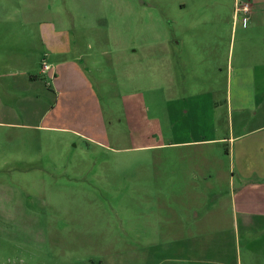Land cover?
Masks as SVG:
<instances>
[{"label": "rangeland", "instance_id": "rangeland-1", "mask_svg": "<svg viewBox=\"0 0 264 264\" xmlns=\"http://www.w3.org/2000/svg\"><path fill=\"white\" fill-rule=\"evenodd\" d=\"M255 1L10 0L19 22L0 28V264H264L259 231L174 220L218 200L191 195L204 187L192 149L173 143L193 138L209 106L189 97L217 88L224 99L229 52L235 65L258 45ZM224 234L226 258L207 263Z\"/></svg>", "mask_w": 264, "mask_h": 264}, {"label": "crops", "instance_id": "crops-1", "mask_svg": "<svg viewBox=\"0 0 264 264\" xmlns=\"http://www.w3.org/2000/svg\"><path fill=\"white\" fill-rule=\"evenodd\" d=\"M240 4L243 6L241 2ZM248 6L250 8L248 7L247 17L261 25L264 22V0H256L254 3L248 4ZM16 10H18L17 6L10 0H0V28L5 21L6 23L9 22L13 27L19 22V17L12 14ZM4 11L6 12L4 13ZM26 17L28 24H30V21H34L33 17L30 18L28 15ZM25 34H27V37L33 35V33ZM15 36L19 38V31ZM258 36H260L259 39L257 38ZM263 37L264 34L261 35V33L260 35L251 36L250 38L257 40L258 45L255 48H251L250 51L247 48L242 52L240 51L235 65H233L232 60L234 52H229L228 83L224 99L219 98L218 92L220 90L217 88L189 97V102H198L202 99L201 101H204V103L208 102L209 106H207L208 108L204 107L201 112L203 115L201 117L202 121L197 126H191L192 128L188 129L187 133L193 138L187 141L178 140L173 143L176 147L190 146L192 149L193 159L192 164H190L194 167L192 179L196 182L197 189L200 186L204 187L194 190L195 193L192 192L190 194L193 197L208 198L207 194L209 192V196L218 198L217 202L212 206L213 208L210 206L207 212L200 214L197 211L192 217L185 215L178 218L180 216H177V218H174L176 224L184 220L185 222L182 223L192 221L194 223L192 227L188 228L190 230L212 228L224 231L227 230L229 221L233 220L238 230L243 227L246 230H256L262 233V236L257 240V244L262 247L260 249L262 253H264ZM243 38H246V34ZM195 49L190 50L195 51ZM196 52L197 50L194 53ZM166 57L165 53L162 55V60H165ZM41 73L46 74L43 73L42 69ZM210 81L211 85L216 84V79ZM192 113L196 122L198 119L196 115L199 112L194 111ZM187 114H190L188 109ZM198 116L200 117V115ZM192 124L195 125L194 121ZM178 132L180 131L178 130ZM223 144L228 147L226 153L222 150L221 146ZM229 174H231L230 178L227 179L226 176H229ZM224 182H228V184L225 185ZM227 186H229V189L225 188ZM180 214L184 215V212ZM177 225L185 227V225H180V223ZM205 225L209 226L205 227ZM225 239L226 234H224L222 239L218 237L215 244V246H219L218 253L214 257L211 255L207 263L226 258ZM178 244L180 246L176 248V251H182L185 256L190 255V253H184L186 248L191 250L190 239H180ZM219 262L225 264L224 260Z\"/></svg>", "mask_w": 264, "mask_h": 264}, {"label": "built area", "instance_id": "built-area-1", "mask_svg": "<svg viewBox=\"0 0 264 264\" xmlns=\"http://www.w3.org/2000/svg\"><path fill=\"white\" fill-rule=\"evenodd\" d=\"M50 69H51L50 64H48L46 61H44L43 62V65H42V71H43V73H47Z\"/></svg>", "mask_w": 264, "mask_h": 264}]
</instances>
